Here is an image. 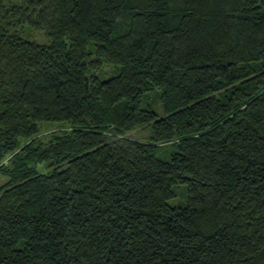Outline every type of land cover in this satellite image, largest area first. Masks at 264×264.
I'll list each match as a JSON object with an SVG mask.
<instances>
[{"label": "trees", "instance_id": "1", "mask_svg": "<svg viewBox=\"0 0 264 264\" xmlns=\"http://www.w3.org/2000/svg\"><path fill=\"white\" fill-rule=\"evenodd\" d=\"M0 172V264H264V0H0Z\"/></svg>", "mask_w": 264, "mask_h": 264}, {"label": "rangeland", "instance_id": "2", "mask_svg": "<svg viewBox=\"0 0 264 264\" xmlns=\"http://www.w3.org/2000/svg\"><path fill=\"white\" fill-rule=\"evenodd\" d=\"M40 31L32 32V34L37 39L38 38L39 39H43L44 38L45 40H47L46 34L43 33L42 29ZM114 67L115 66L112 63L107 62V63L101 64V66L97 67L96 69H97V73L100 76H108V74L115 73L118 70V68L115 70ZM154 96H155V94L153 92H149V97L154 98ZM159 104H160V102L157 99L156 100V106L158 107V109L160 108ZM65 124L66 123L63 124L60 121H54V120L53 121H42L40 123L41 129L39 131V135L40 136H42V135L46 136L50 131H53V129L63 127V126H65ZM129 133L132 134L131 136L134 135V136L140 137V138L145 137V135L147 134L145 128L144 129L143 128L133 129V130L129 131ZM5 178H6V176L2 172H0V182L2 180H4ZM167 201L170 203V202L173 201V198L172 197L167 198Z\"/></svg>", "mask_w": 264, "mask_h": 264}]
</instances>
